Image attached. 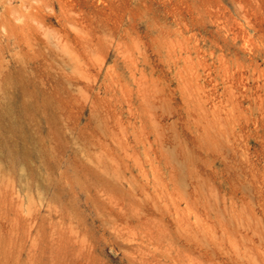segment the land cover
<instances>
[{
    "label": "rangeland",
    "instance_id": "obj_1",
    "mask_svg": "<svg viewBox=\"0 0 264 264\" xmlns=\"http://www.w3.org/2000/svg\"><path fill=\"white\" fill-rule=\"evenodd\" d=\"M0 264H264V0H0Z\"/></svg>",
    "mask_w": 264,
    "mask_h": 264
}]
</instances>
